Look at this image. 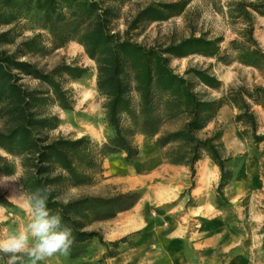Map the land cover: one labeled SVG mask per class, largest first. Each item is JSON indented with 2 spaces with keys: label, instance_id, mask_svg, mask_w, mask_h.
<instances>
[{
  "label": "trees",
  "instance_id": "trees-1",
  "mask_svg": "<svg viewBox=\"0 0 264 264\" xmlns=\"http://www.w3.org/2000/svg\"><path fill=\"white\" fill-rule=\"evenodd\" d=\"M22 9L41 13L56 48L76 40L95 61L96 85L105 98V120L113 130L103 143L89 135L53 136L51 131L57 128L59 117L44 108L50 101L62 109L73 110L75 99L62 78L82 79L88 75L89 68L62 63L46 71L23 59L37 36L11 51L6 47L14 42L10 31L0 32V150L21 160L23 170L19 181L27 195L45 186L52 188L47 206L72 230L73 244L68 253L71 259L82 257L95 239L107 246L119 244L120 241L106 242L100 231L89 227L132 209L140 193L76 197L69 191L94 185L104 172L103 160L108 155L125 153L126 162L137 161L141 150L134 141L136 133L156 138L168 163L188 166L193 179L191 188L196 185L197 163L206 153L221 173L218 204L227 202L223 188L231 181L232 171L228 167L229 158L223 153V143L218 134L200 135L214 119L224 98L206 97L196 89L197 83L220 89L222 82L207 69L190 68L180 74L171 65L172 57L216 55L217 41L190 36L166 46H149L130 36L142 23L181 14L185 3H150L139 10L124 32L116 30L119 14L107 0H0V20L7 10ZM236 11L249 22L244 32L249 48L240 57L246 64L256 66V59L264 58V50L255 37L253 19L254 13L264 16V0H236ZM24 77L37 80L40 87L26 86L22 82ZM260 93L264 95V88L257 87L254 93L234 94L235 100L241 97L242 101L238 119L251 126L257 142L264 137L257 134L256 115L243 96L254 98ZM172 123L180 125L169 129ZM0 202H9L1 192Z\"/></svg>",
  "mask_w": 264,
  "mask_h": 264
},
{
  "label": "rangeland",
  "instance_id": "rangeland-1",
  "mask_svg": "<svg viewBox=\"0 0 264 264\" xmlns=\"http://www.w3.org/2000/svg\"><path fill=\"white\" fill-rule=\"evenodd\" d=\"M115 6L119 14L116 30L124 32L140 9L153 2L185 3L181 14L173 15L163 21L142 23L130 36L145 45L166 46L177 43L190 36H205L217 41L218 52L214 56L191 54L187 57H172L171 65L180 74L190 68L207 69L221 82L220 89H211L197 83L196 89L204 96L223 99L214 119L200 133L202 137L218 134L223 143V153L229 158L228 167L232 171L231 181L223 188L226 203L218 204V186L221 173L210 162L208 173L201 170V163L195 176V187L203 184L192 196L190 188L193 179L188 166L168 163L156 144V138H147L136 133L134 141L139 145L141 155L133 163L125 161V153L108 155L103 160L104 172L98 176L94 185L73 188L72 196L98 195L112 196L119 193L135 191L141 197L137 206L128 210V215H136L143 208L142 217L146 227L139 233L155 231L166 232L171 219L180 217L188 207L203 206L204 220L212 211L220 213L234 223L237 232L253 233L262 238L264 235V140L257 142L251 126L245 120H239L241 97L234 98L237 91L252 92L257 87L264 88V58L256 59V66L248 65L240 57L249 48L246 42L245 28L249 22L236 11V0H107ZM255 37L259 47L264 50V16L254 13ZM10 31L14 40L6 47L13 51L22 42L36 37L35 43L28 49L23 59L36 63L40 68L50 71L62 63L79 64L89 68L88 75L82 79L68 76L62 78L66 88L70 89L75 99L74 109L65 110L58 103L48 102L44 108L47 113L57 115L59 124L51 131L53 136L81 137L89 135L94 141L103 143L113 134L105 120L103 103L105 98L96 85V63L76 40L56 48L52 36L45 27L41 13L34 9L17 11L7 10L0 20V32ZM238 43L235 44L234 41ZM192 79L191 75H188ZM22 82L30 87H40V83L30 77ZM233 92V95L230 94ZM243 98L254 111L258 129L257 134L264 137V95L259 94ZM179 123L168 125L169 129L178 127ZM150 143L155 144V146ZM0 192L8 203L0 202V238L8 233L23 230L29 222L27 210L14 197V193L25 190L20 185L22 174L21 160L0 150ZM209 157L206 153L203 158ZM210 158V157H209ZM202 171V172H201ZM213 174V175H212ZM210 177V178H209ZM203 178V179H202ZM213 179L212 185L206 187ZM194 187V188H195ZM211 189V190H210ZM223 202V200H221ZM186 202L185 208H183ZM122 215V214H121ZM116 220L97 222L89 227L100 231L106 242L115 236ZM125 239H128L125 237ZM264 239V237H263ZM118 246V245H117ZM117 246L102 244L93 240L88 251L80 258L71 259L69 254H58L42 264H112L110 255L117 253ZM264 247V244H263ZM0 256V264H6ZM24 264H30L26 259Z\"/></svg>",
  "mask_w": 264,
  "mask_h": 264
},
{
  "label": "crops",
  "instance_id": "crops-1",
  "mask_svg": "<svg viewBox=\"0 0 264 264\" xmlns=\"http://www.w3.org/2000/svg\"><path fill=\"white\" fill-rule=\"evenodd\" d=\"M208 160L218 172L212 159L205 157L197 163L198 174L201 163L209 165ZM214 180L205 186L210 187ZM202 186L193 187L192 196ZM197 204L189 206L182 216L172 217L164 233L157 229L138 232L146 227L143 208L136 215H128V210L120 212L112 219L116 220V235L109 237L120 241L112 264H264V235L260 239L253 233L237 232L234 223L219 212L212 211L204 220L205 208Z\"/></svg>",
  "mask_w": 264,
  "mask_h": 264
},
{
  "label": "clouds",
  "instance_id": "clouds-1",
  "mask_svg": "<svg viewBox=\"0 0 264 264\" xmlns=\"http://www.w3.org/2000/svg\"><path fill=\"white\" fill-rule=\"evenodd\" d=\"M51 191L50 186H45L22 197L29 222L23 230L0 238V254L7 257L6 264H24L25 258L30 264H42L58 254L69 253L73 244L72 230L63 224L60 215L49 210Z\"/></svg>",
  "mask_w": 264,
  "mask_h": 264
},
{
  "label": "bare ground",
  "instance_id": "bare-ground-1",
  "mask_svg": "<svg viewBox=\"0 0 264 264\" xmlns=\"http://www.w3.org/2000/svg\"><path fill=\"white\" fill-rule=\"evenodd\" d=\"M210 165V164H209ZM208 164H205L201 170H204V173H208L209 172V166ZM202 172V171H201ZM213 175V174H212ZM210 178V177H209ZM203 179V178H202ZM14 197L19 201L20 205L25 208L27 210V205L24 203L22 197H25L24 194L22 192H16L14 193Z\"/></svg>",
  "mask_w": 264,
  "mask_h": 264
}]
</instances>
